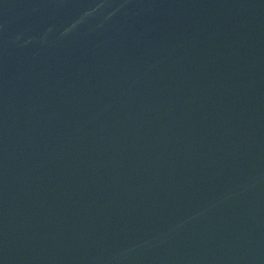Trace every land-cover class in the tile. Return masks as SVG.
<instances>
[{
	"label": "water",
	"instance_id": "water-1",
	"mask_svg": "<svg viewBox=\"0 0 264 264\" xmlns=\"http://www.w3.org/2000/svg\"><path fill=\"white\" fill-rule=\"evenodd\" d=\"M0 264H264V0H0Z\"/></svg>",
	"mask_w": 264,
	"mask_h": 264
}]
</instances>
